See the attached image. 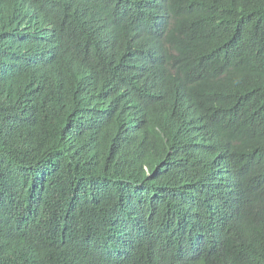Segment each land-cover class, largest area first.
<instances>
[{
	"label": "trees",
	"instance_id": "1",
	"mask_svg": "<svg viewBox=\"0 0 264 264\" xmlns=\"http://www.w3.org/2000/svg\"><path fill=\"white\" fill-rule=\"evenodd\" d=\"M62 2L0 0V264H264V0Z\"/></svg>",
	"mask_w": 264,
	"mask_h": 264
},
{
	"label": "clouds",
	"instance_id": "2",
	"mask_svg": "<svg viewBox=\"0 0 264 264\" xmlns=\"http://www.w3.org/2000/svg\"><path fill=\"white\" fill-rule=\"evenodd\" d=\"M24 12V11H23ZM22 12V13H23ZM8 14H16L15 10L8 12ZM84 15V12L82 10V7L77 3V0H63L62 2V19L61 23L66 24L72 34L74 33V26L76 23L80 22L82 20V16ZM87 22H90V18L87 16L86 18ZM33 23L35 20L32 21ZM11 26L13 28L15 25H11L7 20H5L3 17L0 16V37H1V31L2 29H9ZM25 30V29H24ZM31 35H30V43L33 47L40 43V39L42 36V30H39L38 28H35L33 25L30 26ZM105 38H107V34H105ZM9 42V45L11 48H13L16 45V40L14 37L10 36L9 34H6L4 36V46L7 47V43ZM77 61L85 64V66L89 67L90 69L94 70H101L105 69V66L100 63H93L90 61H87L85 59H76ZM125 74L136 77V78H145L149 75L147 67L138 59V57L133 52H127L123 58L122 66L119 67ZM71 73L72 79H73V86L75 87L77 94L79 97L88 99L91 103L87 105L78 115L77 119L82 117L86 112L94 110V108L103 105L105 101H98L93 100L84 90V84H83V75L78 74L74 71H69ZM48 78L44 75H38L37 78H28L23 81V83L20 86V89H22L24 92H29L30 90L33 91H39L40 93H56V92H44L43 88L44 85L48 82ZM38 92V93H39ZM61 95V94H60ZM125 96V95H124ZM65 103H57V105H63ZM45 115V114H44ZM203 145L205 148L212 147L215 151V156L213 160L219 159L221 163V167L219 172L217 173L216 177L220 179L223 177V174L230 170V162L228 161L229 155L225 153L223 150H221L219 153H217V149L215 147V143L211 142L209 139H203L202 140ZM194 149V156L193 157H184L185 163L188 165L190 164V160L192 158L196 157V153L198 152L199 147V139L193 141L190 145ZM197 158V157H196ZM207 160L212 159L206 158ZM135 189L138 187V185H134Z\"/></svg>",
	"mask_w": 264,
	"mask_h": 264
}]
</instances>
